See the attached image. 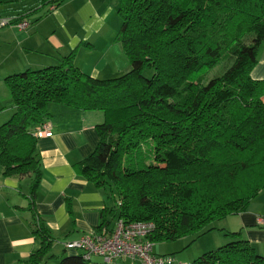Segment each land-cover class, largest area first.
Returning <instances> with one entry per match:
<instances>
[{
	"label": "trees",
	"instance_id": "obj_1",
	"mask_svg": "<svg viewBox=\"0 0 264 264\" xmlns=\"http://www.w3.org/2000/svg\"><path fill=\"white\" fill-rule=\"evenodd\" d=\"M35 1L11 24L66 0ZM116 13L115 40L130 67L123 75L92 78L74 65L73 50L2 81L14 111L0 125V169L30 179L27 207L16 209L30 213L39 241L24 264H87L50 253L54 238L34 208L41 169L33 131L50 104L102 113L96 148L73 166L110 190L114 206L101 210L95 229L121 219L152 223V244L197 237L245 213L264 187V81L250 77L264 45V0H116ZM225 61L204 83L201 72ZM148 142L153 162L134 164ZM65 208L73 222L69 200ZM223 233L231 241L192 264H264L241 230Z\"/></svg>",
	"mask_w": 264,
	"mask_h": 264
},
{
	"label": "crops",
	"instance_id": "obj_2",
	"mask_svg": "<svg viewBox=\"0 0 264 264\" xmlns=\"http://www.w3.org/2000/svg\"><path fill=\"white\" fill-rule=\"evenodd\" d=\"M19 1L24 0H1L0 16L30 12L36 6V1L30 0L28 9H20ZM113 6L108 0L101 3L66 0L53 11L46 12L43 8L30 13L25 18L28 24L24 29L10 26L0 30V41L4 40L7 49L0 58V122L4 123L14 111L6 91L1 88V81L8 75L57 64L73 50L77 51L74 65L92 78L109 79L126 73L128 66L124 64L123 50L116 46L120 44L115 40L120 24L113 15ZM250 77L264 81V45ZM261 101L264 105V95ZM47 113L52 135L38 138L36 143L41 179L34 208L54 238L50 253L55 255L54 245H59L66 256H71L76 253L65 250L64 244L95 229L102 221L101 210L114 206L108 188L95 189L73 168L96 148L99 137L95 126L102 122L103 116L98 111H79L56 104L48 105ZM29 187V178L3 177L0 169V264H24L39 247L38 239L32 235L30 213L16 209L27 207ZM67 200L71 203L73 222L65 208ZM233 216L244 227L255 226L246 229L243 238L255 250H260L258 247L264 242V218L247 212ZM106 219L111 220L109 216ZM214 226L211 225L215 230ZM165 244H153L152 248H157L155 254L175 252Z\"/></svg>",
	"mask_w": 264,
	"mask_h": 264
},
{
	"label": "built area",
	"instance_id": "obj_3",
	"mask_svg": "<svg viewBox=\"0 0 264 264\" xmlns=\"http://www.w3.org/2000/svg\"><path fill=\"white\" fill-rule=\"evenodd\" d=\"M48 11L55 9L54 5L47 7ZM17 15L0 16V30L15 26L24 29L27 20L21 18L17 23L11 21ZM52 135L49 123L44 121L35 128V138L50 137ZM154 226L150 222L124 223L121 219H114L109 225L100 229H92L84 233L79 239L64 244L65 250H70L80 255L86 263L92 258H100L102 264H115L117 262H131L138 264H181L175 262L170 255H157L152 251L153 244L148 236Z\"/></svg>",
	"mask_w": 264,
	"mask_h": 264
},
{
	"label": "rangeland",
	"instance_id": "obj_4",
	"mask_svg": "<svg viewBox=\"0 0 264 264\" xmlns=\"http://www.w3.org/2000/svg\"><path fill=\"white\" fill-rule=\"evenodd\" d=\"M97 1H100V3H101V0H97ZM19 2L20 3L17 5V7L20 9H28L31 6L30 0H24L22 2L21 1H19ZM108 3H110V5H114L113 6V11H114L113 15H115V19L120 24L121 21H118V19H117V18H119V16L116 13V0H108ZM3 41L4 40L0 41V58L4 57L5 51H7V49H5L6 45H4ZM116 46H118V48H120V50H122L120 44H116ZM75 56H76V54H75ZM123 58L126 62L124 64H127V66H128V68L126 70V72H127V71H129V61L124 54H123ZM85 59H89V58L85 56ZM229 65H230V62H226V61L220 62L216 66L214 65L211 69L201 72L203 82L206 83V81L208 79H210L212 76H214L215 74H220V73L224 72L229 67ZM147 74L144 73V75H146V76H147ZM1 88L3 90L4 87L2 86ZM4 90H5V88H4ZM0 94H2V92H0ZM5 94L8 95L7 91L5 92ZM1 123H2V121L0 122V124ZM151 147H152L151 142L146 143L142 148L143 154L139 155V157L137 159L134 158L132 160V162L134 164L135 163H139V164L141 163V164H145V165L152 163L153 158L150 154ZM27 195H28V193H27ZM27 203H28V201H27ZM246 212L251 213L253 215L256 214V215L262 216L264 218V187L258 192L256 197L250 202ZM261 222H262V220H261ZM214 225H215L214 226L215 230L210 231L204 235L197 236V237L191 236L193 238L188 237L185 240L179 239V240H176V241H173L170 243H166L165 246H168L167 248L175 250V252L170 256H172L174 258L175 262H177V263L192 264V262L201 255V251H210V249L214 250V249L221 247V246H223V245H225L231 241V240H228L226 237H224L223 232H225V231L231 232V231L241 230L242 238H243L246 229H248V228L254 229L255 228V226H254V228L253 227H248V228L244 227L243 225H241V222L239 221V218L237 216H229V217H227V218H225L219 222L214 223ZM219 229H221L223 231H220ZM256 229H258V228L256 227ZM243 239H245V238H243ZM54 248H55V250L53 251L55 253L54 256L61 257L63 254H65V252L63 250L62 251L60 250L59 245H54ZM258 249H260V250H256V252L257 253L260 252L261 254H259V255L264 257V242L261 243V245H260V247H258ZM152 251L155 253V251H157V248L153 247ZM56 253H58V254L56 255ZM39 264H57V260H49L47 262H41ZM87 264H102V261L100 258L94 257V258H92L91 262H89Z\"/></svg>",
	"mask_w": 264,
	"mask_h": 264
},
{
	"label": "water",
	"instance_id": "obj_5",
	"mask_svg": "<svg viewBox=\"0 0 264 264\" xmlns=\"http://www.w3.org/2000/svg\"><path fill=\"white\" fill-rule=\"evenodd\" d=\"M24 14V13H23Z\"/></svg>",
	"mask_w": 264,
	"mask_h": 264
}]
</instances>
